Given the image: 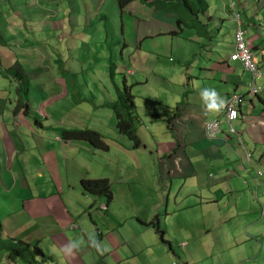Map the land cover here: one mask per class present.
Wrapping results in <instances>:
<instances>
[{
    "label": "crops",
    "instance_id": "1",
    "mask_svg": "<svg viewBox=\"0 0 264 264\" xmlns=\"http://www.w3.org/2000/svg\"><path fill=\"white\" fill-rule=\"evenodd\" d=\"M230 1H208L207 12L199 14L200 29L192 30L191 37L179 32L174 13L157 9L128 19L138 22L140 29L130 42L116 45L120 56L127 55L128 64L120 60V67L137 65L138 70L126 69L138 76L128 86L132 93L146 90L139 97L144 115L156 123L140 121L134 96L140 141L136 149L133 141L118 133L116 115L108 105L118 95L100 104L69 102L70 91L62 83L55 79L54 85L50 74L36 70L46 64L48 53L39 49L36 16L55 1L0 0V82L7 79L0 88L3 237L39 248L35 264H264V235L256 236L264 219V185L260 177L255 183L254 169L246 159L247 152L260 156L264 170V80L256 81L259 93H255L252 74L241 62L231 60L238 25ZM233 1L264 75V2ZM151 5L152 0H135L125 8L132 6L136 12L143 6L152 9ZM116 7L122 15L125 8L120 10L118 0ZM10 12L13 17L8 16ZM26 15L29 24L24 23ZM102 38H107L106 33ZM4 39L13 44L3 43ZM13 57L34 75L33 89L24 103L19 102V83L3 73L10 69ZM47 85L62 95L48 97ZM206 87L226 100L234 92L245 96L235 124L245 148L224 125L216 141L204 139V123L224 112H206L200 96ZM59 104H64L63 111L74 116L80 127L100 133L108 150L61 140L60 132L68 124L52 118ZM103 116L110 120L99 127ZM102 172L117 178L112 181L110 203L82 188V179ZM248 217L254 219L250 225ZM152 221L164 230V240L159 229L150 225ZM92 232L107 252L97 251L88 241ZM76 239L85 243L71 256L57 251ZM7 261L33 264L0 249V264Z\"/></svg>",
    "mask_w": 264,
    "mask_h": 264
},
{
    "label": "rangeland",
    "instance_id": "2",
    "mask_svg": "<svg viewBox=\"0 0 264 264\" xmlns=\"http://www.w3.org/2000/svg\"><path fill=\"white\" fill-rule=\"evenodd\" d=\"M263 2L264 0H260V3ZM251 3L255 4L253 0ZM169 4L167 3L166 8H161L156 3H153L151 5L152 9L143 6L142 10H136V12H134L132 6H129L123 10V14L121 15L116 7V0H57L51 2L49 8L44 6V13L40 11L36 16L40 20L38 31L40 38L39 49L45 51V53L48 52L46 56L50 61L46 66L39 65L36 70L39 69L38 71H42L45 75L48 74V69L52 70L49 76L51 82L56 85L54 80L57 79L62 83L60 85L63 88L66 87L70 91L68 93L69 97L66 99L69 102L103 103L106 99L117 96V88L122 87V85L135 84L134 81L138 80L137 75L133 76L130 72H126L127 68L138 70L137 65L120 67V60L124 64H128L127 55L125 53V56H120L121 49L116 46L120 45L122 47L124 40H127V43L130 42L134 37L133 34L140 29L138 22L134 20L129 22L128 19H131L134 15H136V19L143 15H150V10L156 11L157 9L174 13ZM95 7L98 10H95ZM8 16L13 17V14L10 12ZM25 18L24 23L28 22L29 24V17L26 15ZM42 21L46 23L42 25ZM123 25H125V29L121 31ZM97 29L99 30L97 31ZM27 32L30 33V30L27 29ZM183 32H186L188 37L193 36L192 31L184 30ZM103 33H106L107 38H102ZM82 48H87V50L83 51L81 50ZM34 56L38 58L35 54ZM41 57L45 56L41 55ZM34 63H36V59H34ZM113 64L116 75L114 79H111L108 67L110 68V65ZM91 69L96 71L95 74L92 75L91 72H88ZM3 71L5 72V70ZM83 71L85 73H82ZM57 74H60L61 77L59 78ZM263 77L264 75L262 74L260 78L263 79ZM1 79L0 88L5 86L7 82L6 78L3 77ZM53 89V85H47L46 92L48 93V97L56 99L62 95L60 93H53ZM41 91L43 90L41 89ZM133 93L137 97L140 121L145 124L146 122L152 125L156 124L149 119L147 120L144 115V106L139 97L147 93L146 90L138 88ZM1 98L6 99L4 95ZM59 106L52 116L53 120L57 123L66 122L68 124L67 130H70V128L72 130L91 129L80 127V124L75 120L74 116H67L63 111L64 104H59ZM109 120L110 116H103L97 125L104 127L105 121ZM254 156L256 159H260V156L256 154ZM249 166L256 172V168L253 165L249 164ZM261 169L263 170L262 167ZM101 175L109 176L110 179H107L110 180L111 184L112 181L117 179L116 176L107 172H102V174L92 173L88 178H106L100 177ZM259 183L262 184V181ZM261 205H264V198L261 200ZM263 220L258 224L260 230L256 234L260 238H263L264 235ZM248 222L250 225L254 222V219L248 217Z\"/></svg>",
    "mask_w": 264,
    "mask_h": 264
},
{
    "label": "trees",
    "instance_id": "3",
    "mask_svg": "<svg viewBox=\"0 0 264 264\" xmlns=\"http://www.w3.org/2000/svg\"><path fill=\"white\" fill-rule=\"evenodd\" d=\"M135 0H118V6L120 10L124 9L128 4ZM146 2L147 0H139ZM152 3H156L161 8H166L167 3H170V8L177 15V23L179 31L184 30L192 31L200 29L199 14H205L208 10L207 0H152ZM172 13V12H170ZM6 38V37H5ZM12 45V42L6 43L7 39L3 40V43ZM84 49L83 51H86ZM14 51V50H13ZM15 53V52H14ZM47 58V56H46ZM48 59V58H47ZM47 59L45 61H47ZM13 63L7 71H3L4 75H10L13 79H16L18 84L19 102H26L30 96L31 90L33 89L34 79L33 73L28 72L18 58L13 57ZM48 62L44 65H48ZM63 61V60H62ZM35 72V71H34ZM52 70H48V74H51ZM109 73L111 79L115 77V66L110 65ZM59 76H61L59 74ZM9 77V76H7ZM65 83V81H64ZM67 84V82H66ZM118 99L116 102L108 104L116 115L117 119V130L122 136L127 137L134 142L135 148L140 147V141L136 135V108L134 103V95L132 93V86L123 85L117 88ZM61 140L65 142H86L89 143L94 149L99 151H107L108 146L104 141L102 135L94 130H62L60 132ZM174 155V153H173ZM259 168H256L254 177H260L259 169H261V158L256 159ZM82 188L87 194L103 197L107 199V203L113 200L112 184L107 178L100 179H82ZM157 221V220H156ZM156 221L150 222V225L155 226L159 230V235L164 240V230L160 229ZM0 249L11 252L12 254L23 257L27 262L35 264L36 257L41 254L39 248L34 247L23 240L15 238H5L2 235V226L0 224ZM30 255V256H28ZM177 262V261H174ZM173 263V262H172ZM181 264L180 262H177Z\"/></svg>",
    "mask_w": 264,
    "mask_h": 264
},
{
    "label": "built area",
    "instance_id": "4",
    "mask_svg": "<svg viewBox=\"0 0 264 264\" xmlns=\"http://www.w3.org/2000/svg\"><path fill=\"white\" fill-rule=\"evenodd\" d=\"M232 9L235 10L234 4L231 5ZM235 20L239 24L238 33L235 36V43H236V51L231 56V60L233 61H240L244 65V67L253 73L254 78L259 76L258 64L255 61V55L252 52V49L246 42V32L242 27L241 15L239 13H234ZM253 90L257 93L258 89L256 88V84L253 83ZM245 97L243 94H233L227 100V105L224 109L223 116L221 119L212 120L210 122L205 123L203 127L204 137L209 140L213 141L218 139V137L222 133V125L224 124L227 126L231 135H234L238 138V143L243 145L244 140L241 134H239L238 130L235 129V123L238 122L240 118V106L244 102ZM248 162L256 167L259 168L255 157L253 154L249 153ZM260 176L262 177V185H264V171L259 169ZM263 215H264V205H263ZM171 264H179L177 262H173Z\"/></svg>",
    "mask_w": 264,
    "mask_h": 264
},
{
    "label": "clouds",
    "instance_id": "5",
    "mask_svg": "<svg viewBox=\"0 0 264 264\" xmlns=\"http://www.w3.org/2000/svg\"><path fill=\"white\" fill-rule=\"evenodd\" d=\"M53 1H57V0H53ZM59 1H61V0H59ZM232 4H234V6H235V10L236 11H234L233 9H232V7H231V5ZM229 8H230V10H231V13H232V17H233V19H234V21H235V23H236V25H238V29H239V24H238V22H236V20H235V15H234V13L236 12V13H239L240 15H241V21H242V27H243V24H244V20H243V17H242V13L241 12H239L238 11V9H236V4H235V2L233 1V0H231L230 1V3H229ZM238 29H236V33H238ZM245 31V30H244ZM246 32V31H245ZM235 36H236V34H235ZM245 37H246V35H245ZM246 42H247V44H248V41H247V39H246ZM249 45V44H248ZM250 46V45H249ZM251 48V47H250ZM252 49V52L254 53V55H255V61H256V63L258 64V61H257V58H256V53L254 52V50H253V48H251ZM235 51H236V43H235ZM235 53V52H234ZM233 61V60H232ZM235 62H240V61H235ZM242 63V62H241ZM245 68V67H244ZM246 69V68H245ZM247 70V69H246ZM258 70H259V76H257V78H254V75H253V73L252 72H250V71H248V72H250L251 74H252V76H253V78H254V82L253 83H255L256 84V81L261 77V75H262V72H261V70L259 69V64H258ZM263 80H264V77H263ZM256 88H257V84H256ZM252 89H253V85H252ZM258 89V92L257 93H259V88H257ZM255 92V91H254ZM236 93H238V92H234V93H232V94H230V96L231 95H233V94H236ZM256 93V92H255ZM239 94H241V93H239ZM200 96H201V99H202V101L204 102V104H205V110H206V112H208V113H213V114H215V113H219V112H221L223 109H225V107H226V105H227V100L224 98V97H222L214 88H209V87H206V88H204V89H202L201 90V92H200ZM229 96V97H230ZM244 96V95H243ZM228 97V98H229ZM245 97V96H244ZM243 104V103H242ZM239 111H240V109H239ZM222 116H223V113H222V115L219 117V118H217V119H221L222 118ZM240 119V118H239ZM216 120V119H215ZM210 121H212V120H210ZM210 121H207V122H210ZM239 121V120H238ZM206 122V123H207ZM236 124V123H235ZM204 125H205V123H204ZM204 125H203V127H204ZM224 125V124H223ZM223 125H222V131H223ZM225 126V125H224ZM227 127V126H226ZM228 129V128H227ZM229 131V130H228ZM239 132V131H238ZM229 134H230V132H229ZM240 134V133H239ZM231 135V134H230ZM232 136H234V135H232ZM203 137H204V132H203ZM220 137V136H219ZM218 137V138H219ZM204 139H206L205 137H204ZM236 139H238V138H236ZM207 140V139H206ZM217 140V139H216ZM216 140H213V141H216ZM244 140V139H243ZM207 141H209V140H207ZM244 144L243 145H241V144H239L241 147H244L245 148V142H243ZM249 153H251V154H253L252 152H247V156H248V154ZM254 155V154H253ZM247 156H246V159H247V162H248V158H247ZM255 157V156H254ZM248 164H250L249 162H248ZM252 165V164H251ZM264 171V170H263ZM105 209H106V207H104ZM88 241L92 244V245H94L95 247H96V249H97V251H102V252H107L109 249L107 248V247H101V244H100V242L97 240V237H96V233L95 232H92V233H90L89 235H88ZM85 243V241L83 240V239H76V240H72V241H70L68 244H66V245H64L63 247H62V249H58L57 251L58 252H60L62 255H68V256H71L75 251H78L82 246H83V244ZM6 264H11V262L10 261H7L6 262Z\"/></svg>",
    "mask_w": 264,
    "mask_h": 264
}]
</instances>
